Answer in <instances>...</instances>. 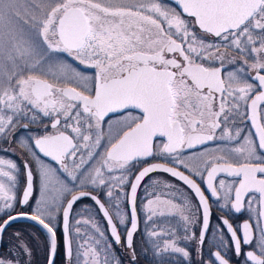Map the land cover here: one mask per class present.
Returning <instances> with one entry per match:
<instances>
[{
    "label": "snow or ice",
    "instance_id": "1",
    "mask_svg": "<svg viewBox=\"0 0 264 264\" xmlns=\"http://www.w3.org/2000/svg\"><path fill=\"white\" fill-rule=\"evenodd\" d=\"M175 3L179 11L162 0H0V135L11 132L18 117L29 118L31 122H36L39 114L50 118L53 131L35 137L34 147L59 164L81 188L107 184V196L120 224L125 223V216L119 210V203L113 202V189L128 182L124 173L133 161L156 154L155 137L166 138L158 154L171 158L196 176L203 178L206 172L207 190L212 197L224 200L222 208L230 204L232 210L240 213L246 196L250 212L254 211L253 204L258 205L257 236L254 237L253 224L249 221L237 229L222 218V225L230 234L235 255L244 254L250 264H264V107H261L264 105V0H175ZM205 37L218 38L222 43H213ZM221 47L236 49L246 57L243 63L255 72L250 77L255 83L249 82L243 67L229 71L226 77L222 75ZM58 53L93 68L94 75H83L71 68L59 59ZM205 61L209 62L207 66ZM216 61L220 62L219 67L213 66ZM50 79L74 82L77 87H59ZM129 109L139 110L140 115L128 112L115 124L109 121L107 145L103 153H97L95 150L102 147L105 139L102 130L105 118L110 113ZM238 119L250 120L255 133L242 137V129L236 127ZM215 140L229 144L236 141L239 146L217 147L216 152L222 154L204 160L203 168L193 169L186 163L185 149ZM22 144L27 145V141ZM97 156L99 166L81 171ZM67 161H71V170ZM24 167L27 187L20 202L27 205L33 173L27 162ZM156 170L177 177L199 198L203 208L201 245L209 226L208 201L195 180L176 167L162 164L145 167L130 187L131 226L126 231L125 242L132 250L133 261L136 259L133 235L138 229L137 187L144 176ZM117 171L121 175L113 174ZM16 172L14 162L0 159V233L26 215L11 214L16 200L13 193ZM105 172L109 174L107 177ZM218 173L239 179L227 184L221 179L214 184ZM40 175L45 192L54 183L60 185L50 166L41 163ZM73 191L66 184L60 185L54 194L50 193L49 200L37 201L35 214L30 217L50 235L48 264H54L57 250L53 212L59 210V201L65 193L71 195L63 208L68 264H73L69 215L73 203L81 197L89 196L95 201L107 219L112 238L117 244L121 241L117 226L100 199L88 191H79L78 195L72 194ZM167 203L189 221L180 204ZM151 204L149 200L148 205ZM146 210L148 220L157 215L151 207ZM164 214L159 212L161 216ZM93 227L99 239L77 244L75 264H80L81 257L85 258L84 264H88V258L99 264L94 245H102L103 264H111V245L103 231L96 225ZM75 231L80 234L79 228ZM148 236L153 238L155 255L162 257L171 252L189 257L188 251L177 246L174 233L153 228ZM242 245H252L254 250L242 253ZM219 246L228 247L223 231ZM20 248L25 255H31L27 245ZM16 255L0 257V264H20ZM212 255L213 264H229L219 250Z\"/></svg>",
    "mask_w": 264,
    "mask_h": 264
},
{
    "label": "flooded vegetation",
    "instance_id": "2",
    "mask_svg": "<svg viewBox=\"0 0 264 264\" xmlns=\"http://www.w3.org/2000/svg\"><path fill=\"white\" fill-rule=\"evenodd\" d=\"M163 3L174 7L179 11V7L173 0H162ZM205 39L220 44L222 43L218 38L205 37ZM220 52L224 54V68L222 75L227 76L229 71H237L243 67L245 69L246 78L251 81V76L255 75V72L250 70L247 65H244L243 57L236 49L220 48ZM64 61L76 69L83 75L93 76L95 70L85 65H81L78 61L65 53H58ZM177 59L179 57L177 56ZM235 60V63L230 61ZM252 60L249 58V63ZM209 62L205 61L206 66ZM213 66L219 67L220 62L216 61ZM69 74L71 72L69 71ZM51 83H56L59 87H77L74 82H61L50 79ZM78 90H83L78 88ZM206 91V90H205ZM261 107H264L262 105ZM131 112L133 115H140L139 110L129 109L125 112L110 113L105 118V123L102 125V130L105 135V139L102 140V147L96 149L97 153H103L104 147L107 145V133L108 122L113 124L116 121ZM31 115V114H29ZM15 127L6 136L0 135V159L10 160L17 165L18 172L15 173L17 180L16 186L13 189V193L16 197L14 201V208L11 210L12 215L20 213L26 214L23 218L16 219L8 225L3 233H0V257L8 258L9 254L16 255L19 249V255L16 258L20 261V264H48L49 257V245L50 235L47 231L37 222L33 221L30 217L35 214L37 207V201L49 200L50 193L54 194V190L60 185L66 184L69 188H73L72 194H77L79 191H88L92 195L97 196L101 203L105 205L109 214L112 216L113 223L116 224L117 230L121 235V241L117 244L111 236L110 227L107 219L103 215L99 206L89 196L81 197L73 203L72 212L69 220L70 236L72 238L73 248V264H75L76 258V246L78 243H84L88 240L92 243V240L99 239V234L96 232L93 225L98 226L104 233L106 241L111 245L109 251L111 253V264H213L214 256L212 255L216 251H220L221 254L229 260V264H250L246 262L244 254L235 255L234 248L232 246L230 234L226 228L222 225V218L228 219L229 223L234 228H241L243 222L249 221L253 224L254 237L258 235V231L255 228L257 223V204H253L254 211H249L247 208V199L245 200V207L240 213H236L231 209L230 204L228 208H222L224 203L223 199H217L212 197L211 193L206 187V172L203 178L190 173L183 165H177L171 158L167 156L159 155V146L166 142V138L155 137L153 139V150L155 155L147 158H142L133 161L130 165V169L124 174L127 176V183L122 186L115 187L113 189V202L119 203V210L125 216V223L120 224L116 215V209L112 207L107 196L108 185L94 187L91 184L81 188L78 182H73L69 179L67 173H65L59 164L53 161L50 157H46L43 153H40L38 149L34 147V138L40 135L51 133V120L48 117H43L42 114L38 115L36 122H31L29 118L18 117L15 121ZM27 125V127H25ZM236 127L242 129V137L248 136L250 133L254 134L255 129L252 127L250 120H237ZM219 134V130L218 133ZM255 138V137H254ZM22 141H27V145H23ZM243 141L241 140L240 143ZM239 146L236 141L229 144L227 141H209L206 144L198 145L193 149L184 150V158L186 163L193 169L203 168L204 160L211 159L214 156L221 155L222 153L216 152L217 147ZM100 157H95L92 161H89L83 166L81 171H91L92 168L99 166ZM231 159V158H230ZM39 161V163H38ZM25 162L29 165L33 173V188L29 197L28 204L21 203L23 199V192L27 187V170L24 167ZM234 162V161H233ZM50 166L54 170V176L60 181V185L53 184L49 192L44 191L43 182L40 175V164ZM71 170V161H67ZM153 164H162L166 167H176L177 170L182 171L185 175H189L191 179L200 186L204 192L209 206V226L205 233V239L203 245L199 243L200 233L203 230V208L199 203V198L195 192L186 185L183 181L177 177H173L170 173L162 170H156L148 173L140 181L135 198V206L137 211L138 229L133 235V249L135 250L136 259H132V250L126 246L125 236L126 231L131 226V183L135 182L136 175L145 167H150ZM116 176L121 175L120 171L113 173ZM79 175V173H77ZM106 177L109 175L105 172ZM223 179L225 183L238 181V177H230L227 173H218L214 184H218V181ZM7 183V181L5 180ZM221 197L223 193H220ZM258 195V194H257ZM71 200V195L65 193L60 202L63 203L62 208L58 211H54L53 215L55 219L52 223L55 224L57 250L54 257V264H68V258L66 256L65 249V234L63 230V208L66 207L67 201ZM151 200L152 204L148 205V201ZM171 201L175 204H180L184 208V215L189 216V221L186 222L179 211L172 210L167 203ZM151 207L155 209L157 215L153 216L152 220L147 219V208ZM163 211V216L159 215V212ZM2 216V214H0ZM3 216V219H6ZM45 222L48 223L47 218ZM77 221L80 223L77 224ZM2 223V219H0ZM264 223V221H262ZM80 229V234L77 235L75 229ZM164 229L169 233H174L177 241V246L184 248L189 252V257L185 258L179 253H165L162 257L155 255V250L152 247L151 240L148 236V232ZM220 231L224 233V240L228 247H220ZM241 233L238 232V235ZM191 237L185 239V237ZM21 245H27L31 250V255L24 254ZM99 253V264H103L104 253L100 251L102 245H94ZM249 250H254L252 245H242V253H246ZM84 259L81 257L80 264H84ZM88 264H93L91 258H88Z\"/></svg>",
    "mask_w": 264,
    "mask_h": 264
},
{
    "label": "rangeland",
    "instance_id": "3",
    "mask_svg": "<svg viewBox=\"0 0 264 264\" xmlns=\"http://www.w3.org/2000/svg\"><path fill=\"white\" fill-rule=\"evenodd\" d=\"M56 55L59 57L60 60H62L63 62H65L64 59H63L61 56H59L58 54H56ZM65 63H66V62H65ZM66 64H67V63H66ZM62 204H63V203L60 202V208H59V209L62 208V206H63Z\"/></svg>",
    "mask_w": 264,
    "mask_h": 264
},
{
    "label": "water",
    "instance_id": "4",
    "mask_svg": "<svg viewBox=\"0 0 264 264\" xmlns=\"http://www.w3.org/2000/svg\"><path fill=\"white\" fill-rule=\"evenodd\" d=\"M174 2H175V0H173ZM178 6V5H177ZM131 207H132V205H131ZM71 212H72V209L70 210V215H71ZM70 215H69V220H70Z\"/></svg>",
    "mask_w": 264,
    "mask_h": 264
}]
</instances>
